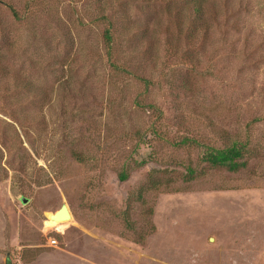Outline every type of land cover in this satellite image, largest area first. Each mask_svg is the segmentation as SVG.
<instances>
[{"label": "rangeland", "instance_id": "rangeland-1", "mask_svg": "<svg viewBox=\"0 0 264 264\" xmlns=\"http://www.w3.org/2000/svg\"><path fill=\"white\" fill-rule=\"evenodd\" d=\"M195 1L0 0V264H264V0Z\"/></svg>", "mask_w": 264, "mask_h": 264}, {"label": "trees", "instance_id": "trees-1", "mask_svg": "<svg viewBox=\"0 0 264 264\" xmlns=\"http://www.w3.org/2000/svg\"><path fill=\"white\" fill-rule=\"evenodd\" d=\"M202 4L201 0L195 1V6L193 13H200L202 14ZM106 42L108 45H111L113 42V37L111 35V31H106L105 36ZM245 158L244 151L242 148H239L237 143H234L232 146L224 148V149H211L210 152H208L204 160L210 164V166L214 168H225L230 172H238L241 167H246V162L241 161ZM195 174V170L189 169V175L193 176ZM128 175L126 173H122L120 175V178L122 180H126ZM153 186V188H156V185H150ZM151 188V187H150ZM128 214V213H127Z\"/></svg>", "mask_w": 264, "mask_h": 264}, {"label": "water", "instance_id": "water-1", "mask_svg": "<svg viewBox=\"0 0 264 264\" xmlns=\"http://www.w3.org/2000/svg\"><path fill=\"white\" fill-rule=\"evenodd\" d=\"M72 213L70 211V208L68 207L67 204H63L61 206V208L55 212L54 214H52L50 216V220H54V221H70L72 219ZM213 240V239H211ZM7 264H11L10 262H7Z\"/></svg>", "mask_w": 264, "mask_h": 264}, {"label": "built area", "instance_id": "built-area-1", "mask_svg": "<svg viewBox=\"0 0 264 264\" xmlns=\"http://www.w3.org/2000/svg\"><path fill=\"white\" fill-rule=\"evenodd\" d=\"M50 244L53 246V245H56L58 243V241L56 239H50L49 240Z\"/></svg>", "mask_w": 264, "mask_h": 264}, {"label": "bare ground", "instance_id": "bare-ground-1", "mask_svg": "<svg viewBox=\"0 0 264 264\" xmlns=\"http://www.w3.org/2000/svg\"><path fill=\"white\" fill-rule=\"evenodd\" d=\"M61 208V207H60ZM57 212V211H56Z\"/></svg>", "mask_w": 264, "mask_h": 264}]
</instances>
